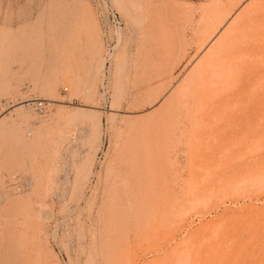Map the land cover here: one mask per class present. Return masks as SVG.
<instances>
[{"label": "rangeland", "instance_id": "374dc122", "mask_svg": "<svg viewBox=\"0 0 264 264\" xmlns=\"http://www.w3.org/2000/svg\"><path fill=\"white\" fill-rule=\"evenodd\" d=\"M254 22L264 0H0V264H264Z\"/></svg>", "mask_w": 264, "mask_h": 264}, {"label": "bare ground", "instance_id": "6f19581e", "mask_svg": "<svg viewBox=\"0 0 264 264\" xmlns=\"http://www.w3.org/2000/svg\"><path fill=\"white\" fill-rule=\"evenodd\" d=\"M256 23H259V24H256ZM256 26L258 27L257 29L264 32V22H261V23L260 22H254V27H256ZM252 27H253V25H252ZM252 42H253L252 36H250V35L246 36V37L244 36V38L241 41L233 44V46L231 47V50L235 51L239 48H242L244 46L252 44ZM217 62H218V60H217ZM248 65H250V64L248 63Z\"/></svg>", "mask_w": 264, "mask_h": 264}]
</instances>
